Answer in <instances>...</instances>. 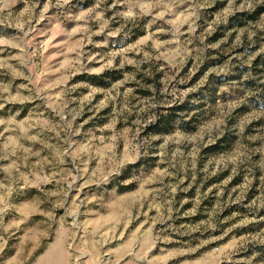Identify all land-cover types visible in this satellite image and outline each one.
<instances>
[{"label":"rangeland","instance_id":"1","mask_svg":"<svg viewBox=\"0 0 264 264\" xmlns=\"http://www.w3.org/2000/svg\"><path fill=\"white\" fill-rule=\"evenodd\" d=\"M0 264H264V0H0Z\"/></svg>","mask_w":264,"mask_h":264},{"label":"trees","instance_id":"2","mask_svg":"<svg viewBox=\"0 0 264 264\" xmlns=\"http://www.w3.org/2000/svg\"><path fill=\"white\" fill-rule=\"evenodd\" d=\"M244 16L247 17L248 19H253L255 17V15H248V14H244ZM162 118H163L162 115H158L157 116V121H156L155 126H159V125L162 124L161 123V122H163V119ZM167 124H169V121L167 122Z\"/></svg>","mask_w":264,"mask_h":264}]
</instances>
